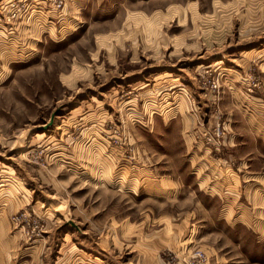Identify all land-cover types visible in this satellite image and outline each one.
Masks as SVG:
<instances>
[{
    "label": "rangeland",
    "instance_id": "374dc122",
    "mask_svg": "<svg viewBox=\"0 0 264 264\" xmlns=\"http://www.w3.org/2000/svg\"><path fill=\"white\" fill-rule=\"evenodd\" d=\"M260 94L264 0H0L13 232L87 264H264Z\"/></svg>",
    "mask_w": 264,
    "mask_h": 264
},
{
    "label": "crops",
    "instance_id": "0c3cea01",
    "mask_svg": "<svg viewBox=\"0 0 264 264\" xmlns=\"http://www.w3.org/2000/svg\"><path fill=\"white\" fill-rule=\"evenodd\" d=\"M255 94H257V91ZM249 97V101L252 100V103L249 102V104H246L247 107H251L250 104H253L254 112H264L262 108L263 105L261 104L263 103L261 94L258 96L253 95ZM246 167L249 174L259 175L254 179L255 183L249 184L247 186L246 191H253L252 195L257 200L255 205L261 207L264 204V178H262V172H254L249 168L250 164ZM6 185V183L0 181V264H60L62 262H64L63 264L90 263L89 258H83L80 254H78V249L75 251L76 246L74 242L71 243L68 248L66 247V250H62L61 257L56 256L54 258L50 250L51 247H49L50 245L46 248H40L41 246H31L32 244H29V242L22 238L18 232H13L10 221L8 220V216L10 215L8 214L15 212L16 209L21 208L22 205L26 204L27 202L26 199L13 200L7 194H2L1 191L5 190L4 188ZM262 202L263 204H261ZM50 208H53V206ZM255 229L256 231L260 232L257 228ZM95 259H99L98 264H102V259L97 257Z\"/></svg>",
    "mask_w": 264,
    "mask_h": 264
},
{
    "label": "built area",
    "instance_id": "2783aa9c",
    "mask_svg": "<svg viewBox=\"0 0 264 264\" xmlns=\"http://www.w3.org/2000/svg\"><path fill=\"white\" fill-rule=\"evenodd\" d=\"M58 5H59V8H62L61 7V5H62L61 2ZM210 87H211L212 90H217L219 88V85H218L217 82H212ZM248 92L251 93L252 92V88H248ZM14 221H16V218L14 219ZM35 228H37V226ZM198 259H199V263L198 264H206V259H205V256L203 254L198 255Z\"/></svg>",
    "mask_w": 264,
    "mask_h": 264
},
{
    "label": "water",
    "instance_id": "95a60500",
    "mask_svg": "<svg viewBox=\"0 0 264 264\" xmlns=\"http://www.w3.org/2000/svg\"><path fill=\"white\" fill-rule=\"evenodd\" d=\"M52 123H53V119H51L46 125L40 126L38 128V130H46V129H48L52 125Z\"/></svg>",
    "mask_w": 264,
    "mask_h": 264
},
{
    "label": "bare ground",
    "instance_id": "6f19581e",
    "mask_svg": "<svg viewBox=\"0 0 264 264\" xmlns=\"http://www.w3.org/2000/svg\"><path fill=\"white\" fill-rule=\"evenodd\" d=\"M54 8V7H53ZM63 8H64V6H63ZM55 9V8H54ZM56 10V9H55ZM57 11V10H56ZM62 12H63V10H62ZM55 13V12H54Z\"/></svg>",
    "mask_w": 264,
    "mask_h": 264
}]
</instances>
